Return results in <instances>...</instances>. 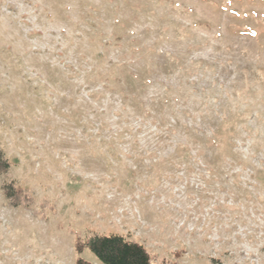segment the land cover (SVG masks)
I'll use <instances>...</instances> for the list:
<instances>
[{
  "label": "rangeland",
  "instance_id": "obj_1",
  "mask_svg": "<svg viewBox=\"0 0 264 264\" xmlns=\"http://www.w3.org/2000/svg\"><path fill=\"white\" fill-rule=\"evenodd\" d=\"M0 148V264H264V0H0Z\"/></svg>",
  "mask_w": 264,
  "mask_h": 264
},
{
  "label": "trees",
  "instance_id": "obj_2",
  "mask_svg": "<svg viewBox=\"0 0 264 264\" xmlns=\"http://www.w3.org/2000/svg\"><path fill=\"white\" fill-rule=\"evenodd\" d=\"M11 167V161L0 148V174L6 175ZM3 189L11 207L32 209L35 206L34 197L17 181L5 182ZM74 247L78 256L75 264H93L83 257L86 250L91 252L100 264H169L164 260L157 263L144 244L119 233L77 235Z\"/></svg>",
  "mask_w": 264,
  "mask_h": 264
}]
</instances>
